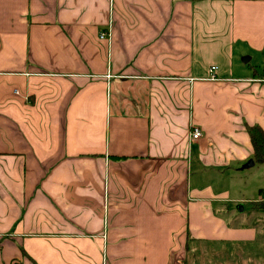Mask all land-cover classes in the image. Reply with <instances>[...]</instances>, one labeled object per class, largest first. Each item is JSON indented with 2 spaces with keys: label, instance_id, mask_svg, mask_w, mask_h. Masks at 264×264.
I'll use <instances>...</instances> for the list:
<instances>
[{
  "label": "crops",
  "instance_id": "crops-1",
  "mask_svg": "<svg viewBox=\"0 0 264 264\" xmlns=\"http://www.w3.org/2000/svg\"><path fill=\"white\" fill-rule=\"evenodd\" d=\"M245 125L264 0H0V264L243 251L263 221L205 180L253 160Z\"/></svg>",
  "mask_w": 264,
  "mask_h": 264
},
{
  "label": "rangeland",
  "instance_id": "rangeland-1",
  "mask_svg": "<svg viewBox=\"0 0 264 264\" xmlns=\"http://www.w3.org/2000/svg\"><path fill=\"white\" fill-rule=\"evenodd\" d=\"M253 65H257V62ZM247 164L239 169H236L237 166H232L231 170H227L221 176L209 178L205 180V183H207L206 186L214 187L217 192L226 191L228 193L227 206L232 210L229 217L240 213L239 206L244 207V214L240 218L245 226L249 227L245 228L246 230L254 229L252 226L256 222L260 224L263 221V225L260 229L255 228L252 241L243 242V251L229 244L225 249L219 246L224 257L215 258L214 261V255L218 257L222 254L211 253L212 258L207 261L210 264H264V164H255L253 167L245 168ZM252 205L255 206L253 209L256 211H252ZM200 256V252L196 253L191 259L193 264L206 263L204 257L202 260Z\"/></svg>",
  "mask_w": 264,
  "mask_h": 264
},
{
  "label": "trees",
  "instance_id": "trees-1",
  "mask_svg": "<svg viewBox=\"0 0 264 264\" xmlns=\"http://www.w3.org/2000/svg\"><path fill=\"white\" fill-rule=\"evenodd\" d=\"M246 132L249 136L253 155L252 159L255 164H264V130L261 126H248L245 125Z\"/></svg>",
  "mask_w": 264,
  "mask_h": 264
},
{
  "label": "built area",
  "instance_id": "built-area-1",
  "mask_svg": "<svg viewBox=\"0 0 264 264\" xmlns=\"http://www.w3.org/2000/svg\"><path fill=\"white\" fill-rule=\"evenodd\" d=\"M106 37V34L101 36V38H105ZM219 68L218 67H212L210 68L209 70V73H210V77H209V80L211 81H217L218 78L216 77V74L218 72ZM201 137V131L197 128H194L193 129V132H192V139L194 140H198L199 138Z\"/></svg>",
  "mask_w": 264,
  "mask_h": 264
},
{
  "label": "water",
  "instance_id": "water-1",
  "mask_svg": "<svg viewBox=\"0 0 264 264\" xmlns=\"http://www.w3.org/2000/svg\"><path fill=\"white\" fill-rule=\"evenodd\" d=\"M255 165V162L253 160H251L246 166L245 168H249V167H253Z\"/></svg>",
  "mask_w": 264,
  "mask_h": 264
}]
</instances>
